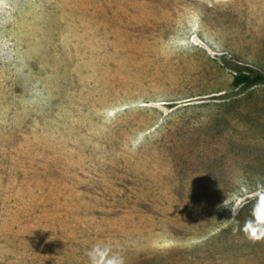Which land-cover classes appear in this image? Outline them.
Returning <instances> with one entry per match:
<instances>
[{
	"label": "rangeland",
	"instance_id": "1",
	"mask_svg": "<svg viewBox=\"0 0 264 264\" xmlns=\"http://www.w3.org/2000/svg\"><path fill=\"white\" fill-rule=\"evenodd\" d=\"M244 66L264 0H0V264H264Z\"/></svg>",
	"mask_w": 264,
	"mask_h": 264
},
{
	"label": "trees",
	"instance_id": "2",
	"mask_svg": "<svg viewBox=\"0 0 264 264\" xmlns=\"http://www.w3.org/2000/svg\"><path fill=\"white\" fill-rule=\"evenodd\" d=\"M260 84H264V73L254 67L244 66L235 71L231 86L238 89H248Z\"/></svg>",
	"mask_w": 264,
	"mask_h": 264
}]
</instances>
